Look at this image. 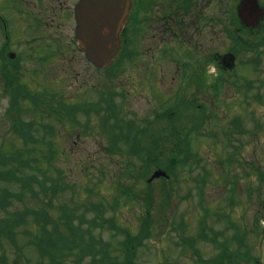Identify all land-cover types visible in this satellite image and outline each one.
I'll return each instance as SVG.
<instances>
[{
  "label": "rangeland",
  "instance_id": "374dc122",
  "mask_svg": "<svg viewBox=\"0 0 264 264\" xmlns=\"http://www.w3.org/2000/svg\"><path fill=\"white\" fill-rule=\"evenodd\" d=\"M145 1L148 3L145 4L141 14L147 20L158 0ZM141 14L139 22L142 23ZM17 35L13 33L12 40H16ZM243 35L245 45L249 49L254 48V41L257 38L248 35L247 31ZM142 38V32H138L134 42V50L137 53L134 60H141V56H138L142 52ZM1 42L0 38V48ZM11 46L13 50L23 52L26 44L21 42ZM263 49L254 50V52L263 53L259 56L261 61L259 59L251 61L253 51L241 52L240 60L246 61L244 67L240 66L237 60L236 68L223 70L226 73L224 78L217 73L216 67L212 69L209 66L206 68L200 66L196 75L198 80L191 83L185 92L186 100H179L180 106L181 103L189 105L191 100L193 111H182L177 117L178 112L174 114L167 110L164 120L157 122L155 119L151 126H147L145 122L147 118H151L148 111L151 107L147 96L140 89L130 93L129 101L120 99V96H124L123 94L118 95L115 100L119 108L118 118L122 120L120 124L134 120L140 125V129L134 130L132 137H129L128 144L124 138H120V133L125 130L105 129L108 126L106 117L110 115L107 113L105 115L103 110L96 115L90 114L88 118L77 111L74 113L73 123H66L68 127L62 124L59 115L50 116L46 114L44 107L38 108L42 111L45 129L47 125L52 128L49 127L50 132H47L43 130L44 127L35 125L31 136L43 140L46 147L56 149L54 165L62 171L66 183L71 186V188L69 185L59 188L63 193L61 197H54V206L59 205L60 199L68 201L70 206L73 205L72 197L86 199L88 193L83 186H89L88 188L93 189L94 192V196L89 201L96 202L104 198L103 202L112 205L106 210L105 216L109 218L114 216L117 226L128 229L133 235L140 233L148 217L146 212L149 210L150 220L154 222L151 235L132 251L134 264H264V178L255 174L257 170L264 171ZM68 60L71 66L69 77L61 74L60 68L54 69L47 65L42 69L43 73L47 72L45 80L41 78L36 82L28 79L27 85L30 90L40 91L41 95L46 96V92H42V88L38 89L37 84L50 80V75L57 78L54 80V86L60 91L57 90L56 97L61 96L64 100H68V95L72 96L76 93L85 82H88L90 87L95 84L90 88L94 93L97 89L99 90L98 87L102 86L101 71H93L87 64V68H84L71 53ZM31 64L33 65V62ZM31 64L26 63V66L32 68ZM172 68L173 65L166 67L171 73L166 75V93L162 95L168 104L172 103L168 100V92L175 89L178 81H175L171 89L169 80L173 75ZM37 69L40 71V66H37ZM110 71L111 68L105 69L103 76H108ZM121 71L115 75L116 78L114 77L118 84H124L127 81L126 77L129 76L125 68ZM133 72L135 70L132 74L130 73L131 81L141 82L142 72ZM76 74L77 78L74 77ZM61 77L69 79L63 83L58 80L62 79ZM221 79L222 86L220 85L219 88ZM105 80L110 82V79L105 78ZM41 86H45V89L51 87L49 83ZM41 100L44 101V99ZM192 100L202 105L200 111L204 113L196 112L197 105ZM57 101L54 100L53 103L56 104ZM13 102L5 89V83L0 78V148L3 144L9 147L11 139H17L18 144L21 142L19 137L12 135L11 119L7 117L8 109ZM18 106L21 120L32 121L34 109L37 107H31L27 100H19ZM154 108L157 110L155 105ZM128 109L136 114H132ZM58 112L61 113V111ZM36 118L41 123L40 118ZM85 120L87 123L91 120L89 122L92 125L91 132L83 133L84 135L90 133L89 140L83 145L72 146V141L77 135V127ZM102 121L104 125L106 124L105 127ZM114 121L115 119L111 122ZM143 126L145 130H141ZM191 126L192 130L196 129L194 133L191 131ZM235 126H240L243 132L235 131ZM190 132L192 137L188 140ZM113 136L117 137L118 142L115 144L122 150L109 153L107 151L109 146L104 147V144ZM66 140L67 145L64 144ZM51 141L54 145L49 144ZM135 143H138L139 149L150 155H157L159 160L180 163L179 165L182 166L178 168V171L176 169L178 179L153 162L154 159L146 170L138 156H131L125 149ZM158 169L168 172L169 178L166 181L155 179L148 184L151 175ZM0 186H7L11 190L17 189L16 184L0 182ZM151 189L155 193L151 192ZM164 191L171 192L170 201L163 197ZM151 194H154L153 199L157 200L154 205L149 198ZM115 198L119 201V205L114 204ZM33 204L34 202L31 201L32 206ZM52 215L57 216L56 208L52 210ZM87 215L92 217L90 214ZM199 221H203V225ZM113 230L115 229H97L95 234L108 242L110 246L119 247V243L123 241V235ZM17 241V244L21 245L19 243L23 239L19 237ZM0 243V264H32V261L36 259L35 249L30 246L24 248L26 256L31 260L28 262L26 258L23 259L20 256L21 252L15 244L5 239ZM234 250L240 259L232 258L235 255ZM117 253H119L117 261L125 262L124 258L128 254L112 252L113 256Z\"/></svg>",
  "mask_w": 264,
  "mask_h": 264
},
{
  "label": "flooded vegetation",
  "instance_id": "af4514ba",
  "mask_svg": "<svg viewBox=\"0 0 264 264\" xmlns=\"http://www.w3.org/2000/svg\"><path fill=\"white\" fill-rule=\"evenodd\" d=\"M78 2L79 0H0V38L2 40L0 78L5 83V89L10 94L11 100H27L31 107L37 104L39 107L34 114L42 117V120V111L38 108L43 107L46 114L59 115L55 112L60 110L63 117L64 114L67 116L74 114L76 110L85 116L96 115L103 110V113L115 116V120L120 124L122 120L117 118L119 108L115 98L123 94L124 96H120V99L129 101L130 93L140 89L147 96L151 107V110H148L151 118L145 120L146 125L151 126L155 119L157 122L164 120L166 110L174 114L178 112L177 117L182 111H193L191 100L189 105L181 103V106L179 100H186L185 92L191 83L198 80L196 75L200 66L202 68L209 66L212 69L216 67L217 73L224 78L226 73L223 70L236 68L237 60L239 65L244 67L246 61L240 60V54L264 48V0H158L147 20L141 12L148 1L131 0L128 19L121 32L119 58L109 67L111 68L109 75L103 76L105 69H98L88 62L75 40V9ZM140 14L143 17L142 23L139 22ZM246 31L248 35L257 38L252 49L245 45L243 34ZM138 32H142L143 35L142 52L138 56H141V60H134L137 54L134 50V42ZM13 33L18 34L16 40H12ZM21 42L26 44L23 52L13 50L11 44H21ZM69 53L80 61L84 68H87V64L93 71H101L102 86L98 87L99 90L97 89L94 93L90 88L95 84L90 87V84L85 82L76 93L72 96L68 95V100H64L61 96L56 97V92L60 89L54 86V80L57 78L50 75V80L37 84V88H42L46 96L41 95L40 91L32 90V92L27 85L28 79L38 82L37 80L46 78L47 72L43 73L42 69L47 65L54 69L60 68L61 74L69 77L71 68L68 60ZM260 55H263L261 51L254 52L252 57L258 58ZM29 62L30 64L33 62L32 68L26 66ZM166 65H173V75L169 80L171 89L178 80L175 89L168 92V100L172 101L171 104L162 97L166 93V75L171 73L169 69H166ZM37 66H40V71ZM72 67H74L73 64ZM122 68L126 69L129 76L127 75V81L124 84H118V81H115V75L122 72ZM133 70L142 72L141 82L131 81ZM51 71L56 72V70ZM74 77L77 78L78 75ZM61 78L58 80L63 83L69 79ZM105 78L110 79V82H106ZM222 81L221 79V83H218L219 88ZM48 83L51 85L50 88L45 89V86H41ZM108 83L110 85H107ZM54 100H58L56 104L53 103ZM72 100L77 102L71 103ZM192 102L197 105L196 112H199L197 107L200 104L194 100ZM131 113L136 114L132 111ZM89 122L85 120L82 125H78L72 146L83 145L89 140L90 133L83 134L87 131L91 132L92 125ZM130 125L133 129H140V125L134 120H130ZM47 127L52 128L48 125ZM105 129L112 131L111 128ZM142 129L145 130L144 126L141 127ZM45 130L50 131L48 128ZM114 142L115 140L107 139L104 147L112 146ZM51 143L54 145L53 141L49 142L50 145ZM64 144L67 145L68 141H64Z\"/></svg>",
  "mask_w": 264,
  "mask_h": 264
},
{
  "label": "trees",
  "instance_id": "16d2710c",
  "mask_svg": "<svg viewBox=\"0 0 264 264\" xmlns=\"http://www.w3.org/2000/svg\"><path fill=\"white\" fill-rule=\"evenodd\" d=\"M13 101L11 108L8 109V117L12 119L10 130L12 135L15 134L17 138L19 137L21 142L18 144L17 139H15L16 141L11 139L9 147L3 144L0 148V182L16 184L17 189L11 190L7 186H0V242L5 239L11 244H15L21 252L20 256L23 259L26 258L28 262L31 260L26 256L24 248L29 246L34 248L36 259L32 261V264H134L132 251L151 235L154 222L150 220L149 210L146 212L148 217L145 219L146 222L143 223L140 233L133 235L128 229L119 228L114 216L111 218L105 216L106 210L112 205L103 202L104 198L98 199L96 202L89 201L94 196L93 189L88 188L89 186H83L88 193L86 199H73L71 196L72 206L68 205V201L62 199L59 200L58 206H54V197H61V193H63L59 188L69 185L66 183L62 171L54 165L57 151L55 148L46 147V143L40 138L31 136L35 121L24 122L21 120L20 114H18V100L13 99ZM59 116L63 124L66 117H70L65 114L63 117L62 113H59ZM110 116L107 117L110 118ZM235 124L237 125V123ZM109 127L112 131L116 128L125 130L120 133V138H124L128 144L129 137H132L130 124L126 127L113 123L109 124ZM235 131L243 132L240 126H235ZM116 138L113 136L111 140H116ZM136 142H138L137 139ZM44 144L45 146H42ZM137 145L138 143H135L125 149L131 156H138L146 170L150 164L156 162L157 165L170 172L175 179H178L176 169L178 171V168L182 166L179 165L180 163L159 160L157 155H150L139 149ZM108 149L109 153L122 150L117 144H113ZM184 163L186 164V160ZM255 174L264 178L263 170H257ZM160 179L166 181L164 178ZM237 179L236 181H238ZM69 187L71 188L70 185ZM162 188L165 190L164 187ZM151 192L154 191L151 189ZM170 194L171 192L164 191L163 197L169 199ZM154 196V194L149 195L152 205L157 201L153 199ZM115 199L114 204L119 205V201L117 198ZM31 201L34 202L33 206ZM15 202L17 204H14ZM55 208L56 217L52 215V210ZM87 214L92 217H88ZM199 222L203 225V221ZM102 228L115 229L113 231L123 235V241L119 243V247L110 246L108 242L96 236L95 230ZM19 237L23 239L19 243L21 245L17 244ZM238 246L240 247V242ZM113 251L128 254L124 258L126 261H117L119 253L113 256ZM246 251L245 253L248 254ZM234 253L237 255L235 250Z\"/></svg>",
  "mask_w": 264,
  "mask_h": 264
},
{
  "label": "water",
  "instance_id": "95a60500",
  "mask_svg": "<svg viewBox=\"0 0 264 264\" xmlns=\"http://www.w3.org/2000/svg\"><path fill=\"white\" fill-rule=\"evenodd\" d=\"M130 0H80L75 9V39L87 59L97 67L109 65L120 48ZM165 177L157 170L151 179Z\"/></svg>",
  "mask_w": 264,
  "mask_h": 264
}]
</instances>
